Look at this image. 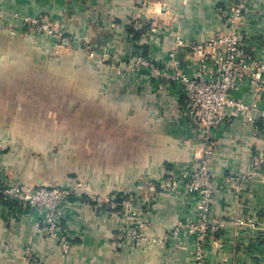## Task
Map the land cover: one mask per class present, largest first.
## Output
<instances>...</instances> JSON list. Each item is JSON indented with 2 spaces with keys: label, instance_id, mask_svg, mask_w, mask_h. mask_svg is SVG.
<instances>
[{
  "label": "crops",
  "instance_id": "crops-1",
  "mask_svg": "<svg viewBox=\"0 0 264 264\" xmlns=\"http://www.w3.org/2000/svg\"><path fill=\"white\" fill-rule=\"evenodd\" d=\"M234 2L0 0V141L9 147L0 154V185H63L70 179L65 176L70 168L26 162L33 151L26 142L40 139L27 127L34 120L73 123L75 134L90 140H106L113 126L124 133V168H88L89 176H83L90 183L75 198L67 224L70 251L64 253L42 231L34 209L3 202L0 264H198V249L202 264H264V176L253 172L254 155L264 154V90L243 84L235 95L252 103L249 115L230 108L215 131L210 227L200 240L186 227L175 229L199 217L201 198L182 175L203 154L205 140L182 122V97L159 89L148 71L125 69L140 42H151L161 62L180 39H209L226 28L222 12ZM248 12L243 39L264 59V0H248ZM39 14L49 16L64 39L34 33L25 19ZM144 20L159 28L152 40L142 37ZM132 25L142 30L140 36ZM50 41L57 50L44 49ZM88 41L103 50L80 52ZM177 58L183 70L198 73L186 48H179ZM52 78L57 85L50 84ZM243 173L252 176L237 183L234 177ZM138 219L145 223L146 239L131 236Z\"/></svg>",
  "mask_w": 264,
  "mask_h": 264
},
{
  "label": "built area",
  "instance_id": "built-area-1",
  "mask_svg": "<svg viewBox=\"0 0 264 264\" xmlns=\"http://www.w3.org/2000/svg\"><path fill=\"white\" fill-rule=\"evenodd\" d=\"M248 13L247 0H235L229 10L222 12L226 28L216 31L209 39L188 43L180 39L178 48L169 53V59L161 62L150 47L151 42H140L134 48L131 60L133 69L148 71L159 82V89H170L183 98L182 122L191 133H196L205 140L203 154L182 175L188 188L201 198L199 217L197 220L181 223L175 229L178 232L186 227L195 232L200 240L208 234L210 227L208 218L213 202L210 155L216 145L215 131L225 122L230 108L238 110L243 117L249 115L252 103L235 95L243 84L248 83L257 92L264 90V59L259 58L243 39L242 25ZM25 22L37 24L39 20L28 17ZM40 27L47 32H53L47 22L40 24ZM140 27L142 30L146 29L142 34L146 40H152L153 34L159 30L157 24H153L151 20H144ZM179 48H186L194 56L200 68L198 73H190L181 68L177 58ZM253 162V172L264 176V154L254 155ZM251 176L248 173L237 174L234 180L237 183L245 182ZM81 189V183L0 185V204L5 199H12L34 209L40 216L39 225L42 231L58 240L63 252L68 253L71 242L67 224L75 213L74 201ZM134 214L137 215V212L134 211ZM139 222L140 226L133 228L131 236L135 239H146L148 235L145 223L142 220ZM197 259L198 264H202L201 249H198Z\"/></svg>",
  "mask_w": 264,
  "mask_h": 264
},
{
  "label": "rangeland",
  "instance_id": "rangeland-1",
  "mask_svg": "<svg viewBox=\"0 0 264 264\" xmlns=\"http://www.w3.org/2000/svg\"><path fill=\"white\" fill-rule=\"evenodd\" d=\"M1 15V18L4 19L5 14L1 13ZM31 18H37L39 20L37 24L28 22L32 24L34 33L36 32L39 35L48 34L50 37L54 36L55 38L64 39L60 29L56 28L49 20V16L39 14L37 16H31ZM43 22L49 24L53 30L52 33L41 29L40 24ZM91 43L88 41L87 44H84L80 52L90 56L97 53L96 51L103 50H99L97 47L95 48L93 43ZM49 45H45L44 49L50 48L51 51L52 48L58 49L51 41ZM63 48L64 45L61 44L60 49L62 50ZM65 48H68V44L65 45ZM39 53H41L40 50L35 51V54ZM131 60L125 69L135 70L133 69ZM35 67H39V64ZM50 84L57 85L58 79L52 78ZM37 115H40V113L38 112ZM39 118L40 116L34 119ZM55 121V119L49 117L45 122L40 123V121L34 120L32 125L27 126L35 138L40 137L38 140L32 139L26 142L29 148H33V151H31L32 158L29 156L28 160H26L27 163L32 159L33 165H40L41 168H70L69 173L65 175L70 179L65 184L74 185L75 183H81L83 188L89 187V179L83 177L89 176L88 168H124V133H116L118 129H121V126H113L112 134L108 135L106 140L94 138L90 140L88 139V135H83V138H79V133L75 134L78 128L77 125L73 123L58 125ZM22 128L24 127L22 126ZM81 134H85V132ZM8 151V142L0 141V154ZM72 168H84L83 171L85 172L80 174L76 169Z\"/></svg>",
  "mask_w": 264,
  "mask_h": 264
},
{
  "label": "trees",
  "instance_id": "trees-1",
  "mask_svg": "<svg viewBox=\"0 0 264 264\" xmlns=\"http://www.w3.org/2000/svg\"><path fill=\"white\" fill-rule=\"evenodd\" d=\"M130 30H131L132 32H134L135 35H137V36H140L141 31H142V30L136 28L134 25H132V26L130 27ZM16 202H17L16 200H12V199H5V200H4V203H5L6 206H12V205H13L14 203H16Z\"/></svg>",
  "mask_w": 264,
  "mask_h": 264
}]
</instances>
